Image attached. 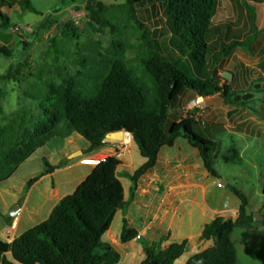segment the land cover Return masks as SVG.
Here are the masks:
<instances>
[{
	"label": "trees",
	"instance_id": "16d2710c",
	"mask_svg": "<svg viewBox=\"0 0 264 264\" xmlns=\"http://www.w3.org/2000/svg\"><path fill=\"white\" fill-rule=\"evenodd\" d=\"M242 2L254 22L255 9L250 3L264 1ZM144 3L164 9L171 47L179 57L170 60L160 55L147 38V48H142L139 55L141 67L137 68L127 65L126 50L122 43H116V60L107 61L101 68L86 67L59 85L50 84L47 101L40 105V119L30 126L25 119L0 125V184L54 138L66 139L78 134L90 144L89 152H94L110 143L109 134L119 131L131 134L146 159L130 177L135 185L156 166L161 149L173 147L179 138L198 149L209 173L220 179L215 169L216 143L194 130V125L198 126L194 117L169 125V114L187 91L199 97L220 94L226 103L229 100V105L247 107L249 99L242 98V93L231 85L222 84L224 78L219 76L217 67L237 49L249 48L257 36L245 42L233 29V23L215 24L219 0H127L112 6L87 0L86 10L88 19L95 25L113 28L108 18L110 13L135 21V7ZM14 4L35 11L33 0H0V30L12 27L4 9ZM254 29L257 30L255 26ZM77 33L74 24L68 23L63 37L76 39ZM1 55L11 57V52L0 47ZM230 67L235 70L229 71L232 77L244 68L241 63H232ZM10 78H13L10 72L0 75V81ZM44 163L46 174L61 167ZM122 165L116 156L100 161L75 192L55 206L47 221L13 242L0 241V264H118L121 255L103 238L118 211L128 206L125 186L118 173ZM40 178L30 180L28 188ZM229 188L242 203L238 217L217 218L206 225L202 238L215 239V246L194 255L187 264H238L237 248L231 239L233 232L264 226V221L255 222L254 213L248 212V197L234 186ZM137 237L138 233L125 221L121 242L126 244ZM142 245L146 253L142 264H175L187 249L186 242L167 249L147 241H142Z\"/></svg>",
	"mask_w": 264,
	"mask_h": 264
},
{
	"label": "crops",
	"instance_id": "0c3cea01",
	"mask_svg": "<svg viewBox=\"0 0 264 264\" xmlns=\"http://www.w3.org/2000/svg\"><path fill=\"white\" fill-rule=\"evenodd\" d=\"M241 64L244 66L242 72H237L235 77L231 76L229 79V70L226 71L227 77H223L222 84L231 85L235 91L241 92L242 98H248L250 104L258 98L254 94L263 93L264 87H258V82L253 83L251 77L253 70L249 65ZM263 66L264 63L253 68L264 76ZM263 98L258 108L259 112L254 111L252 115L247 116V112H244L247 107L229 105V100L226 103L220 94L199 97L187 91L175 102L169 114V125L194 117L201 135L216 143L215 169L220 179L209 173L199 150L184 138L177 139L173 147H163L156 166L143 175L136 185L132 183L130 177L145 164L146 159L141 156L139 147L132 137L122 142H110L105 148L94 152H89V143L84 146L76 144V141L82 138L78 134L64 139L66 142L59 148L50 147L52 140L49 141L19 166L13 176L0 184V241L13 242L27 231L47 221L55 206L63 198L72 195L99 163L98 159L84 163L85 158H100L102 161L109 156H115L119 151L123 165L118 173L125 186L128 206L118 211L114 222L120 220L121 225L117 230L110 229L104 236V241L121 255L118 264H142L146 260L142 241L159 245L162 249L186 242V252L180 259L188 255L183 262L187 264L194 255L215 246V239L202 238L206 225L217 218L228 220L238 217L242 203L229 186L236 187L248 197L250 203L248 212L263 215ZM197 99L203 105L193 108L192 103ZM229 116L236 118L231 121ZM239 141L241 143L237 147L229 148V144L236 146ZM79 151L83 152L81 158H78L79 156L71 158L73 153ZM250 153L252 157L248 158L247 155ZM233 154L242 160L245 169L249 170L247 176H240V171L229 173V164L232 163L229 160ZM36 158L47 161L53 167L58 165L61 167L51 174H46L44 167L40 172V180L28 188V182L35 178L33 166ZM220 161L223 163L222 168L219 166ZM222 179L228 182L227 186L221 185ZM241 182L251 185V191L240 189ZM252 195L260 199L258 206L253 204ZM16 206L19 208L14 209ZM12 213L15 216H12ZM125 221L128 222L130 229L141 236L140 240L135 238L126 244L121 242ZM237 230L233 232L231 239L236 245L239 262L238 244L233 239ZM241 231L243 233L239 242L264 239V226ZM8 259L11 260L10 255Z\"/></svg>",
	"mask_w": 264,
	"mask_h": 264
},
{
	"label": "rangeland",
	"instance_id": "374dc122",
	"mask_svg": "<svg viewBox=\"0 0 264 264\" xmlns=\"http://www.w3.org/2000/svg\"><path fill=\"white\" fill-rule=\"evenodd\" d=\"M97 1L112 6L122 5L127 0ZM250 5L255 9L254 22L242 0H219L215 24L233 23V29L241 34L242 41L254 39L255 36L257 38L249 48L237 49L230 58L217 67V71L219 76L227 77L226 71H234L230 64L240 61L253 70L251 73L253 83L258 82L264 87V76L253 68L264 63V2H251ZM33 6L34 12L24 10L15 4L12 8L4 9L12 20V27L0 30V47L7 48L11 52V57L0 56V75L10 72L13 78L0 81L1 126L12 125L15 121L21 122L23 119L30 126L31 122L40 119L42 117L40 105L47 101L49 85H59L66 79L74 78L78 72L85 71L86 67L101 68L107 61L116 60L114 46L116 43L123 44L128 66L141 67L139 55L142 53V48H147V38L160 55L170 60L179 57L172 50L164 9L160 6L154 7L147 3L136 6L135 21L127 16L123 18L117 16V13L115 15L110 13L108 18L112 20L113 28H101L88 19L87 0H33ZM68 23H73L78 29L76 39L63 37V31ZM229 79H231L230 75ZM254 95L258 98L247 105V109L244 110L247 112L246 116L252 115L254 111L259 112L258 108L262 103L264 92ZM229 117L231 121L236 118ZM194 130L201 134L197 125H194ZM65 142L64 139L54 138L50 147L59 148ZM239 143L241 141L236 146L229 144V148H235ZM76 144L84 146L88 142L82 137L81 140L76 141ZM247 157L251 158L252 154H248ZM78 158L81 156L79 155ZM39 159L36 158L33 166L35 178L40 176V172L45 167L44 161ZM95 159L100 161V158H85L83 161L88 163ZM233 160L236 162L234 163ZM229 161L232 162L229 164V173L240 171V176H247L249 170L245 169L242 160L240 161L233 154ZM220 163L219 166L222 168L223 163L221 161ZM239 188L251 191V185L242 182ZM252 196L253 204L258 206L260 199L255 195ZM262 213L261 216L264 217V209ZM120 225L121 221L116 220L111 229L117 230ZM242 233L241 230H237L233 237L238 244L240 257L238 264H262L264 239L239 242ZM187 256L178 260L176 264H183Z\"/></svg>",
	"mask_w": 264,
	"mask_h": 264
},
{
	"label": "water",
	"instance_id": "95a60500",
	"mask_svg": "<svg viewBox=\"0 0 264 264\" xmlns=\"http://www.w3.org/2000/svg\"><path fill=\"white\" fill-rule=\"evenodd\" d=\"M126 136L131 137V134L127 133L125 131H119L117 133L109 134L107 136V140L110 141V142H122V141L125 140ZM79 155H83V152L79 151L77 153H74L73 155H71V158H77ZM221 185L227 186L228 182L225 179H222L221 180ZM17 208H19V207L16 206L14 209H17ZM11 215L15 216V214H13V213ZM253 216H254V221L257 222V223H260V222L264 221V217L261 216L260 214L256 213V212L253 214Z\"/></svg>",
	"mask_w": 264,
	"mask_h": 264
},
{
	"label": "built area",
	"instance_id": "2783aa9c",
	"mask_svg": "<svg viewBox=\"0 0 264 264\" xmlns=\"http://www.w3.org/2000/svg\"><path fill=\"white\" fill-rule=\"evenodd\" d=\"M202 105H203V103H202L199 99L195 100V101L192 103V107H193V108H198V107H201ZM126 138L131 139V137H129V136H126ZM126 138H125V139H126ZM109 142H110V141H109ZM115 156L120 158V156H121V152H119V151L116 152V155H115ZM137 239L140 240V239H141V236L138 235Z\"/></svg>",
	"mask_w": 264,
	"mask_h": 264
},
{
	"label": "bare ground",
	"instance_id": "6f19581e",
	"mask_svg": "<svg viewBox=\"0 0 264 264\" xmlns=\"http://www.w3.org/2000/svg\"><path fill=\"white\" fill-rule=\"evenodd\" d=\"M128 140V139H127Z\"/></svg>",
	"mask_w": 264,
	"mask_h": 264
}]
</instances>
